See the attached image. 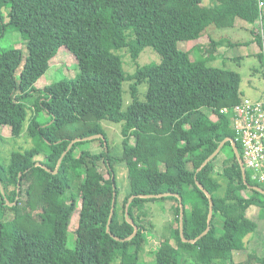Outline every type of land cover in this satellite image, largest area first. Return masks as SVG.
<instances>
[{"label":"trees","instance_id":"obj_1","mask_svg":"<svg viewBox=\"0 0 264 264\" xmlns=\"http://www.w3.org/2000/svg\"><path fill=\"white\" fill-rule=\"evenodd\" d=\"M217 11L249 24L260 17L258 0H0V106L6 109L0 123L11 124L24 113L25 101L33 99L22 137L34 142L12 151L7 164L0 160V264H243L234 252L245 249V239L257 228L248 209L257 207L264 218V195L250 188L261 187L248 172L244 184L229 141L203 165L226 139L235 141L241 154L228 117L220 113L244 97L241 78L209 66L216 58L180 45L197 40L213 25ZM9 29L26 41L23 63L19 49L2 45ZM256 43L262 47L259 39ZM61 47L75 58L77 73L42 88L29 86L35 63ZM146 48L159 58L152 69L182 70L179 99L152 106L140 88L144 69L135 63L133 73L125 70L121 53L136 62ZM124 96L130 101L126 108ZM40 113L46 121L39 122ZM175 118L184 133L174 143L175 160L185 174L172 166L161 169L145 146L130 143L138 134L136 125ZM102 121L122 125L120 158L110 154ZM92 136L101 137L86 140ZM94 140L102 151L81 149ZM7 142L0 135V144ZM226 147L235 162L217 167ZM37 155L45 161H35ZM116 164L125 166L130 189L121 203ZM185 178H190L187 185ZM138 181L149 184L134 191ZM207 185L221 188L219 206L210 193L209 224ZM164 200L175 202L171 211L178 240L175 246L149 245L155 233L145 227V205ZM76 209L71 249L65 219ZM256 260L264 264V252Z\"/></svg>","mask_w":264,"mask_h":264},{"label":"rangeland","instance_id":"obj_2","mask_svg":"<svg viewBox=\"0 0 264 264\" xmlns=\"http://www.w3.org/2000/svg\"><path fill=\"white\" fill-rule=\"evenodd\" d=\"M214 23L207 28L197 40L188 42L187 44H180L184 49L195 47L198 53L203 57H214L216 59L208 62L209 66L224 68L234 71L240 75V92L244 97L251 99H259L264 97V55L263 47L256 43L259 39L262 41L264 37V0L260 11V17L254 24L241 21L239 16H226L223 11L214 12ZM4 40V39H3ZM2 40V42H3ZM254 41V42H253ZM252 42V43H251ZM232 44V47L230 46ZM238 44V45H237ZM4 47L13 46L19 49L22 53V63L26 57V41L22 39L18 32L9 29L6 33V38L2 44ZM122 55L123 66L126 71L133 73L136 69L135 63L140 68H143L140 76L146 81L141 88V92L148 95V100L152 106L157 105L162 100H174L181 97L179 89L181 82L182 70H165L158 71L152 69V65L158 63L159 58L151 49L146 48L135 61L125 54ZM261 56V58H260ZM78 65L75 58L63 47L58 50H49L41 59L33 66L32 73L28 78L29 86L42 88L46 85L58 82L66 76H74L77 73ZM62 94L60 102L63 101ZM33 99L25 101L26 109L24 113L11 122V124L0 123V135L8 140L6 144H0V160L1 164H7L9 155L12 151L34 147V142L22 137L25 130L27 121L30 117V109L32 107ZM129 97H123V107L129 105ZM203 105L202 103H199ZM5 106H0V118L6 115ZM42 117L39 122L46 121L47 117L40 113ZM15 121V123H14ZM180 119H172L171 121H148L136 125L138 131L137 136L132 137L131 144H138L145 146L150 152L149 156L155 158L156 164L161 169L167 166L178 168L183 174L186 173L185 168L181 163H176L175 160V147L176 140H182L184 133L179 126ZM14 124V125H12ZM105 131L108 147L111 156L120 158L122 155V136L121 124H115L108 121L101 122ZM20 135L16 140L14 136ZM98 139V138H97ZM82 150L90 151L95 154L102 151L98 140L81 145ZM79 150L74 152L77 156ZM218 157L216 162L217 167L223 168L230 166L234 163L230 147H226ZM35 161L44 162L43 155H37ZM153 160V159H152ZM116 173V181L119 187V202L123 201L125 193L130 190L126 176L125 166L123 164L114 165ZM100 171L107 178L108 175L105 170L100 166ZM166 173V172H165ZM250 175V174H249ZM251 176V175H250ZM190 178H185L184 183L187 185ZM218 185L223 184V180L218 178ZM148 182L138 181L134 186V191H139L148 186ZM10 190H14L13 188ZM206 191L215 197V205L219 206L217 197L221 194V188L216 185H207ZM244 196H251V192L244 190ZM175 205L173 200L155 201L145 205L147 209V219L145 227L149 228L155 236L149 245H154L159 242L165 241L170 245L175 246L178 240L177 231L174 226V217L172 215V207ZM78 209L75 210L73 216L66 217V224H68V248H73L74 233L72 230L77 225V217L75 216ZM260 210L255 207L252 211L251 219L257 224L255 231L247 236L245 239V249L235 251V256L239 257L243 264H257L256 256H260L264 252V218L259 214ZM11 215V214H9ZM11 217V216H10ZM218 233L221 234L220 227H217ZM149 246H145L146 260H150L148 254Z\"/></svg>","mask_w":264,"mask_h":264},{"label":"built area","instance_id":"obj_3","mask_svg":"<svg viewBox=\"0 0 264 264\" xmlns=\"http://www.w3.org/2000/svg\"><path fill=\"white\" fill-rule=\"evenodd\" d=\"M262 5L263 0H258L259 9ZM261 42L264 55V37ZM220 113L228 117L240 144L239 154L245 173L248 172L264 190V97H242L238 104L224 107Z\"/></svg>","mask_w":264,"mask_h":264},{"label":"water","instance_id":"obj_4","mask_svg":"<svg viewBox=\"0 0 264 264\" xmlns=\"http://www.w3.org/2000/svg\"><path fill=\"white\" fill-rule=\"evenodd\" d=\"M101 136H92V137H89V138H86V140H90V139H97V138H100ZM226 141H229L230 142V144H231V148H232V150H233V153H234V155H235V157H236V160H237V162H238V164H239V167H240V170H241V173H242V177H243V181H244V184H246V174H245V171H244V168H243V164H242V160H241V157H240V154H239V152H238V150H237V147H236V144H235V142L233 141V140H231V139H226V140H224L218 147H217V149L213 152V154L210 156V157H208L207 159H206V161L203 163V165H205V164H207L218 152H219V150L221 149V147L223 146V144L226 142ZM59 163H60V160L57 162V166H56V170H57V168H58V165H59ZM202 165V166H203ZM201 166V167H202ZM200 167V168H201ZM56 170L54 171V172H56ZM199 187L200 188H202L200 185H199ZM250 188H252V189H255L256 191H258V192H260L261 194H263L264 195V190H262V189H260V188H255V187H250ZM203 189V188H202ZM204 190V189H203ZM205 193H206V196H207V198L209 199V213H208V219H207V222H208V224L210 223V220H211V216H212V207H213V204H212V202L210 201L211 200V196H210V194H208L207 193V191H205ZM163 195H168V194H163ZM114 200H115V192L113 193V203H114ZM112 211H113V206H112V209H111V213H110V217H109V223H110V221H111V217H112ZM182 213H183V210H182V206H181V214H180V234L182 235V220H183V215H182ZM130 222V221H129ZM208 230H209V226L206 228V230L203 232V234L201 235V236H203V235H205L207 232H208ZM137 232V229L135 228V230H134V233H133V235L135 234ZM200 236V237H201ZM196 240H194V241H192V243L193 242H195Z\"/></svg>","mask_w":264,"mask_h":264},{"label":"crops","instance_id":"obj_5","mask_svg":"<svg viewBox=\"0 0 264 264\" xmlns=\"http://www.w3.org/2000/svg\"><path fill=\"white\" fill-rule=\"evenodd\" d=\"M259 8V7H258ZM259 11H261V9H259ZM230 17H233V16H230ZM242 21V19H241ZM245 22V21H244ZM254 42V41H253ZM252 43V42H251ZM261 98V97H260ZM253 209H255V206H251L248 211H247V216L251 219V216H252V211ZM258 209V208H257ZM259 210V209H258Z\"/></svg>","mask_w":264,"mask_h":264},{"label":"clouds","instance_id":"obj_6","mask_svg":"<svg viewBox=\"0 0 264 264\" xmlns=\"http://www.w3.org/2000/svg\"><path fill=\"white\" fill-rule=\"evenodd\" d=\"M261 189V188H260Z\"/></svg>","mask_w":264,"mask_h":264}]
</instances>
